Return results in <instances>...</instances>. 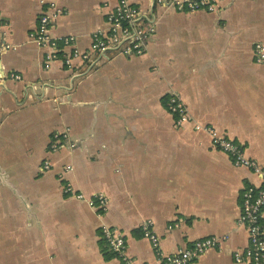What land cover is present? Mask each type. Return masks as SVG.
I'll return each mask as SVG.
<instances>
[{
	"label": "crops",
	"instance_id": "crops-1",
	"mask_svg": "<svg viewBox=\"0 0 264 264\" xmlns=\"http://www.w3.org/2000/svg\"><path fill=\"white\" fill-rule=\"evenodd\" d=\"M159 1L129 0L155 27L143 54L47 69V51L30 35L51 1L0 0V264H123L103 227L123 232L139 264H161L159 253L206 238L226 241L192 264H239L235 252L249 248L240 217L245 191L261 179L195 125L214 127L264 167V62L255 51L264 44V0H223L214 13ZM116 6L62 0L51 35L75 37L93 54L92 37L108 33ZM171 96L191 123L177 124ZM63 132L69 142L54 153L53 136ZM66 183L87 198L105 195L108 211L69 197ZM147 222L158 250L144 238Z\"/></svg>",
	"mask_w": 264,
	"mask_h": 264
},
{
	"label": "built area",
	"instance_id": "built-area-1",
	"mask_svg": "<svg viewBox=\"0 0 264 264\" xmlns=\"http://www.w3.org/2000/svg\"><path fill=\"white\" fill-rule=\"evenodd\" d=\"M51 11L44 14L39 22L38 29L30 35V40L39 48L47 51L46 68L50 69L57 61H63L68 69H73L74 60L92 62L97 55L128 54L141 55L147 47L148 41L155 33L153 25L145 23L144 14L136 7H133L129 0H114L117 2L115 11L109 14L110 25L108 33L100 31L92 37V53H82L76 47L75 37L55 38L51 35V27L56 18L62 13L59 3L62 0H50ZM223 0H174L172 6L175 10L184 13H195L206 11L214 13L219 3ZM163 2L159 1V4ZM47 0H42V4ZM11 46H5L10 50ZM257 62H264V44L256 45ZM21 80V77L14 76ZM168 111L176 118L179 126L192 122L186 105L177 96H171L167 102ZM195 130L204 132L210 136L214 149L225 153L237 167L251 170L261 179L259 187H249L244 194L240 224L247 228L249 234V248L245 251H237L234 259L237 263L264 264V167L256 161L249 159L245 151L237 143L222 135L217 129L201 124L195 125ZM70 133H57L53 136L51 148L57 153L66 148L69 142ZM53 164L45 162L44 170L51 171ZM66 173H73L72 167L66 168ZM64 192L69 197L87 203L94 211L104 214L109 209V200L103 194L87 198L85 195L75 191L71 183L64 185ZM144 238L151 241L154 248H160L159 239L153 230V224L147 222L143 225ZM103 238L110 251L123 264H139L128 255L126 238L119 229L103 227ZM219 238H206L197 241L191 247L180 250L177 254L161 256V264H192L204 258L209 251L221 248L225 242Z\"/></svg>",
	"mask_w": 264,
	"mask_h": 264
},
{
	"label": "trees",
	"instance_id": "trees-1",
	"mask_svg": "<svg viewBox=\"0 0 264 264\" xmlns=\"http://www.w3.org/2000/svg\"><path fill=\"white\" fill-rule=\"evenodd\" d=\"M110 254H111L112 256H115L112 252H110Z\"/></svg>",
	"mask_w": 264,
	"mask_h": 264
}]
</instances>
